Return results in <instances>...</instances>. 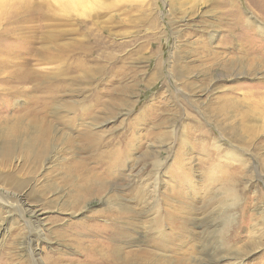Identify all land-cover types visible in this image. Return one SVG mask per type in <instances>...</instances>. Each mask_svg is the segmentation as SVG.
Masks as SVG:
<instances>
[{"label": "rangeland", "instance_id": "obj_1", "mask_svg": "<svg viewBox=\"0 0 264 264\" xmlns=\"http://www.w3.org/2000/svg\"><path fill=\"white\" fill-rule=\"evenodd\" d=\"M75 5H0V264H121L109 224L156 203L200 238L138 264L220 235L219 264H264V0Z\"/></svg>", "mask_w": 264, "mask_h": 264}, {"label": "bare ground", "instance_id": "obj_2", "mask_svg": "<svg viewBox=\"0 0 264 264\" xmlns=\"http://www.w3.org/2000/svg\"><path fill=\"white\" fill-rule=\"evenodd\" d=\"M2 1L3 0H0V5H1ZM71 1L75 2V4H76L75 6H79L80 4L82 5V3H85V0H71ZM66 6L68 7V2H67ZM77 9H79V8H77ZM67 10H69V9H67ZM130 187L131 186L129 184L127 186V189H129ZM124 205H126V204H124ZM121 209H122L121 206L119 207L118 210L115 209L118 212V215H117L118 217H120L122 214L125 213V212L121 211ZM124 209L129 211V212H132V210H130L128 207L124 206ZM27 211H29L30 213H32L35 216H38L40 214L39 209L29 208V209H27ZM133 213H134V210H133ZM146 214H148L147 216H149V217L151 216L150 219L148 218L149 224H144V225L141 224L142 223V222L140 223L141 220L139 218H138L139 220H137V218H134L135 216L133 217L134 220L133 219H127L124 222L125 224L119 225V222H118L119 219L117 220V218H116L115 223L113 222V223L109 224V229L113 233L112 236L110 237V241H123V242H125V244L112 243V245L116 244V245L120 246V249H114V250L118 254L117 257H118V260L121 264H138L139 259H140V252L138 250L132 248L134 245H137V244H138V246H140L141 244H143L145 242L146 246L151 245L152 247H154L155 250H157V252H160V251L168 250L167 248L169 246L174 247V249H177L179 247L188 248L190 241L197 240L200 238L199 231L190 228L189 229L190 234H189L188 229L186 228L185 231L187 232V234H185V235L182 234L180 236V241H178L177 238L172 235V233H171L172 229H170V231L166 230L167 219H169V213H167L166 210L162 209V206L159 203H156L155 206H153L151 208V210L147 211ZM199 226H200V228H204L203 229L204 232H206L209 229V227L205 228L204 226H206V225L202 224V223ZM139 228L149 229V231H150V234L147 236V238H145L144 241H143L144 238L140 239L141 238L140 237L138 239L136 237V234H138V232H139ZM169 228H170V225H169ZM2 231H3V229L1 228L0 233ZM30 232H31V236L28 238L27 245L30 246L31 243H34L37 240H43L44 239L42 237L43 229L33 222H32V226L30 228ZM220 236H212L211 238L210 237L208 238L210 242H208L205 245L208 252H205V256L201 260H195L197 262V264H205L207 262H209L208 264H219L220 263V260L225 256L224 255V251H225L224 246L228 245L226 241L223 242V240ZM203 237H204V235L202 236V238ZM137 242H141V243L139 244ZM201 246H202V244H201ZM189 252L193 253V251H189ZM111 256L113 257L114 255H111ZM177 256L182 257V255L179 256L178 253H177ZM232 264H233V262H232Z\"/></svg>", "mask_w": 264, "mask_h": 264}]
</instances>
